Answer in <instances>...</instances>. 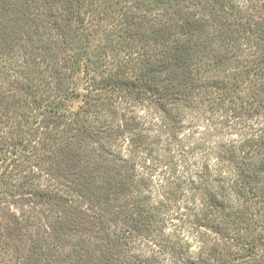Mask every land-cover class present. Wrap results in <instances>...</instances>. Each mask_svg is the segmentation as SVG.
I'll return each mask as SVG.
<instances>
[{
    "label": "trees",
    "instance_id": "obj_1",
    "mask_svg": "<svg viewBox=\"0 0 264 264\" xmlns=\"http://www.w3.org/2000/svg\"><path fill=\"white\" fill-rule=\"evenodd\" d=\"M0 264H264V0H0Z\"/></svg>",
    "mask_w": 264,
    "mask_h": 264
}]
</instances>
